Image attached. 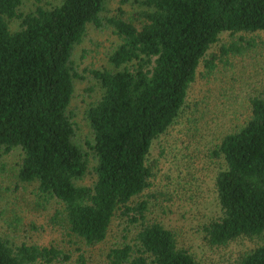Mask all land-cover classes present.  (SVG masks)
Segmentation results:
<instances>
[{
  "label": "trees",
  "instance_id": "1",
  "mask_svg": "<svg viewBox=\"0 0 264 264\" xmlns=\"http://www.w3.org/2000/svg\"><path fill=\"white\" fill-rule=\"evenodd\" d=\"M135 2L132 16L120 5L108 15L106 0H60L28 12L19 10L22 0H0V155L19 150L14 190L31 186L55 202L49 219L77 251L102 243L119 217L138 229L109 248L107 264H201L146 215L147 200L135 198L155 178L153 142L181 114L191 84L214 69L210 47L227 32L264 33V0ZM90 25L111 29L119 42L107 53L109 66L90 71L100 94L85 110L91 138L81 146L70 110L81 78L73 52ZM238 50L223 47L220 57ZM247 110L212 147L217 214L201 231L210 248L252 240L237 264H264V90L249 94ZM66 262L85 260L0 233V264Z\"/></svg>",
  "mask_w": 264,
  "mask_h": 264
},
{
  "label": "rangeland",
  "instance_id": "2",
  "mask_svg": "<svg viewBox=\"0 0 264 264\" xmlns=\"http://www.w3.org/2000/svg\"><path fill=\"white\" fill-rule=\"evenodd\" d=\"M60 0H22L21 12L37 5L57 4ZM121 0H106L108 15ZM128 15L138 12L135 0L120 5ZM17 21L10 23L16 28ZM119 42L111 29L90 25L82 41L76 45L73 59L81 75L75 81L70 103L75 122V142L83 146L91 138L85 110L100 94L91 70L108 67L107 53ZM236 46L239 50L220 57V50ZM234 48V47H233ZM208 55H216L211 74L199 75L191 84L186 105L167 132L152 144L149 158L157 159L152 186L136 200H147L146 215L174 232L177 242L188 248L201 264H237L239 257L255 245L240 239L221 248H210L202 239V226L217 214L214 174L219 160L211 157L214 143L223 133L243 122L247 114L249 94L264 90V33H224L212 45ZM200 70H205L200 68ZM20 160L19 150L0 155V233L17 241L39 245H55L69 249L74 258L82 253L84 264H107L109 248L132 240L138 229L126 219L116 217L107 238L95 246L77 251L69 244L61 229L49 217L57 204L42 199L28 186L14 190L13 174ZM87 176L85 182H91ZM12 222V229L7 223ZM126 227H128L127 230ZM63 264H72L66 262Z\"/></svg>",
  "mask_w": 264,
  "mask_h": 264
}]
</instances>
